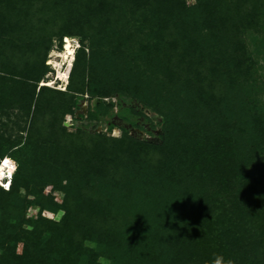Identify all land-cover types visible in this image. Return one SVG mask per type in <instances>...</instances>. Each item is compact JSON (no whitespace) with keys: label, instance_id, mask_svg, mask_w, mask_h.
<instances>
[{"label":"trees","instance_id":"trees-1","mask_svg":"<svg viewBox=\"0 0 264 264\" xmlns=\"http://www.w3.org/2000/svg\"><path fill=\"white\" fill-rule=\"evenodd\" d=\"M263 18L264 0H0V161L16 164L0 264H264V189L247 174L264 118L244 94ZM71 37L65 90L39 86ZM116 119L120 137L97 129Z\"/></svg>","mask_w":264,"mask_h":264},{"label":"rangeland","instance_id":"rangeland-1","mask_svg":"<svg viewBox=\"0 0 264 264\" xmlns=\"http://www.w3.org/2000/svg\"><path fill=\"white\" fill-rule=\"evenodd\" d=\"M185 3L187 6H192L196 3V0H185ZM262 29L260 30L259 35L256 36L255 34H251L246 38V43L247 47L249 50V56L250 58L254 61V68L252 70V73L250 74L249 82L245 86V96L247 101L249 102L250 106L255 110L256 113H259V115L264 118V45H260L258 42L264 43V18L262 20ZM254 36V37H253ZM72 41V42H71ZM79 41L80 39L78 37H71V38H66L62 40L61 48L58 47V41L54 40L53 41V46L52 49L49 51L47 57H46V62L45 64L48 67L49 73L46 75L45 79L42 81V83L47 84L49 82H52L53 84L51 86H48L53 89L57 90H65L67 86V80H68V73H70L71 67L69 72L67 71V79L66 81H61L57 80L56 76L58 75V72L65 73L67 69V64L65 61L68 58V55L66 52H68V48L74 49V55L77 52V49L79 47ZM138 39H135L132 44H136ZM63 44L66 46L63 47ZM68 45V46H67ZM124 54L127 58H129L130 55H135V48L130 46L128 49L127 47L124 50ZM55 53L54 56L52 54ZM64 53V54H63ZM66 54V55H65ZM60 55L61 57H58ZM132 59V58H131ZM74 60V57H73ZM56 62V63H55ZM73 62V61H72ZM58 65L57 68H55V64ZM129 63V61L127 62ZM130 66H135L137 64V61L131 60ZM140 65V63H138ZM72 66V65H71ZM42 83H39V86H41ZM47 86V85H46ZM115 101V100H113ZM81 109L78 111V113H84L86 108H87V103L86 102H80ZM141 111L145 113V118L140 120V123H144L146 127H149L148 123L146 122L145 119H148L151 121L153 124H156L157 120H159V115H157L155 112L147 110L145 107L139 106ZM118 110V107L116 106L115 112ZM167 113L171 114L170 116L174 118V115H177L174 113V110L171 108L166 111ZM178 116V115H177ZM142 118V116H141ZM263 120V119H262ZM87 122L85 121H79V120H74L71 116H66L65 117V122L64 125L68 127L70 130H74L76 127L80 125H86ZM126 126L124 123L121 121L117 120L115 121V126L112 128L111 131H107V127L105 124H100L98 125L97 129L101 131L102 133H106L108 136L111 137H120L122 135L121 130L119 129V126ZM89 127V126H88ZM158 129V128H155ZM133 134L139 135L145 139H152L156 140V136L149 135L146 132L139 131L135 129ZM248 167H247V174L248 177L251 179L252 182H255L257 186H260L262 189H264V148L260 150L258 154H256L253 158H251L248 162ZM3 170V167L1 168ZM49 191V187L45 189V194ZM23 194V190L21 191ZM53 198L55 199L56 202L60 203L63 199V195L60 192H54L52 193ZM38 215V208L32 206L29 207L26 211L25 218L26 219H33L36 218ZM42 217H45L46 219L49 220H54V221H59V219L62 216V212L58 213H50L47 211H44L41 213ZM172 217V221H177L181 223L182 225L185 224L184 220L180 218L179 214H174ZM86 245H91L89 243H86ZM22 250V245L18 244L16 247V253H20ZM102 263H108V261L104 259H100Z\"/></svg>","mask_w":264,"mask_h":264},{"label":"built area","instance_id":"built-area-1","mask_svg":"<svg viewBox=\"0 0 264 264\" xmlns=\"http://www.w3.org/2000/svg\"><path fill=\"white\" fill-rule=\"evenodd\" d=\"M2 167L3 170L0 172V187H2L4 190H8L13 173L16 170V164L10 158H3L0 161V169Z\"/></svg>","mask_w":264,"mask_h":264},{"label":"bare ground","instance_id":"bare-ground-1","mask_svg":"<svg viewBox=\"0 0 264 264\" xmlns=\"http://www.w3.org/2000/svg\"><path fill=\"white\" fill-rule=\"evenodd\" d=\"M72 42V41H71ZM64 46H66V44L65 45H63V47ZM68 46V45H67ZM65 48V47H64ZM74 49H71V48H68V52H66V54L68 55V58H67V60L65 61V63L67 64V70L66 71H64L65 73H61V72H58V75L56 76V79L57 80H61V81H66V79H67V74H66V72L68 71L69 72V70H70V67H71V65H72V61H73V57H74V51H73ZM64 54V53H63ZM65 54V55H66ZM55 55V53H53L52 54V56H54ZM58 57H61L60 55H58ZM56 63V62H55ZM54 63V64H55ZM58 67V65L57 64H55V68H57ZM69 69V70H68ZM70 73H68V75H69ZM44 83H42L41 85H43ZM53 83L52 82H49V83H47V84H45V85H47V86H51ZM2 171V169H0V172Z\"/></svg>","mask_w":264,"mask_h":264},{"label":"clouds","instance_id":"clouds-1","mask_svg":"<svg viewBox=\"0 0 264 264\" xmlns=\"http://www.w3.org/2000/svg\"><path fill=\"white\" fill-rule=\"evenodd\" d=\"M212 264H233V261L230 259L226 261L222 255H216L212 260Z\"/></svg>","mask_w":264,"mask_h":264},{"label":"water","instance_id":"water-1","mask_svg":"<svg viewBox=\"0 0 264 264\" xmlns=\"http://www.w3.org/2000/svg\"><path fill=\"white\" fill-rule=\"evenodd\" d=\"M85 113V112H84Z\"/></svg>","mask_w":264,"mask_h":264}]
</instances>
